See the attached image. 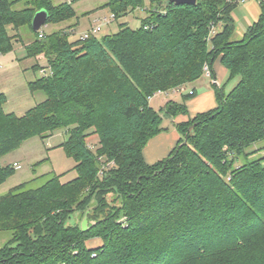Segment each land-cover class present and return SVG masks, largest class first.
<instances>
[{"label": "trees", "instance_id": "trees-1", "mask_svg": "<svg viewBox=\"0 0 264 264\" xmlns=\"http://www.w3.org/2000/svg\"><path fill=\"white\" fill-rule=\"evenodd\" d=\"M22 1L0 0V57L13 51L21 27L34 31L36 12H48L46 24L76 15L73 3L25 0L15 9ZM242 1L150 0L155 7L138 29L123 23L100 39L35 32L26 57L43 56L50 72L28 86L46 99L19 117L5 111L0 93V160L67 129L62 147L78 176L63 183L54 174L40 187L24 183L0 195V232L12 234L0 264H264V0L258 19L232 40ZM111 2L118 10L145 5ZM219 57L227 83L237 84L229 93L215 86L218 106L177 124V146L147 164L148 142L165 131V118L187 113L185 101L197 92L159 111L151 98L194 84L205 67L214 77ZM15 171L0 163V186ZM78 213L88 219L84 232L67 224ZM91 240L101 244L89 248Z\"/></svg>", "mask_w": 264, "mask_h": 264}, {"label": "rangeland", "instance_id": "rangeland-1", "mask_svg": "<svg viewBox=\"0 0 264 264\" xmlns=\"http://www.w3.org/2000/svg\"><path fill=\"white\" fill-rule=\"evenodd\" d=\"M112 0H53V3L58 6L63 3H73V8L76 12L74 18L64 22H53L42 27V32L47 35L58 33L71 41L81 39L85 33L92 28L102 26V30L96 35L99 39L115 34L119 31L121 24L125 23L132 29L136 30L141 26V21L150 15L155 4L150 3V0H144L145 5L121 9L119 4L111 2ZM24 4L29 5L30 2L22 1L15 6V9H22ZM116 7V13L113 14L111 7ZM252 10L256 13L252 14ZM118 12V13H117ZM261 13V8L257 0H244L240 3L234 12L235 32L232 40L242 39L247 29L257 20V15ZM260 15V14H259ZM254 17V18H253ZM254 19H256L254 21ZM105 20L107 22H105ZM254 21V22H253ZM11 35H18L16 41H13V51L0 58V93L7 96V103L4 107L7 113H14L17 116H23L29 109L35 107L39 103L45 101L46 95L42 91L32 92L28 84L41 77V71L46 69V73L50 70L47 68V60L42 56L38 58H27L25 45L32 44L38 37L35 31H32L29 26L21 27L19 33L16 34L11 27H8ZM221 26H217L215 31H221ZM44 59L43 62L39 60ZM39 66V71H34L31 66ZM206 75L203 76L201 85L197 84L198 92L211 87V80ZM212 77V76H211ZM228 76L222 82L226 93H229L237 84L236 78L232 82L227 83ZM212 83V82H211ZM209 85V86H208ZM222 87V86H220ZM168 98L169 100H180V94L183 92L192 91L190 84L182 85L173 89ZM162 92V91H161ZM162 93H165L164 91ZM158 94V93H156ZM167 98V96H164ZM156 111H159L156 102L152 104ZM171 119L165 118L168 121L163 124L168 127ZM68 130L61 129L55 132L48 139L40 137L32 138L22 144L15 152L3 157L0 160L1 165H19L21 168L16 169L15 174L10 177L3 185L0 186V195H5L15 187L28 183V188H37L50 180L54 174L62 176L61 180L66 183L78 176L75 170L76 161L70 156L62 145L68 140ZM89 147L97 150L98 138L92 136L88 139ZM15 163V164H14ZM111 202V200H110ZM116 203V202H115ZM85 219V218H84ZM81 215L74 214L68 221V225H79L82 227L84 220ZM12 238V234L7 231L0 232V248L7 244ZM89 248L99 246L100 240H91L87 242Z\"/></svg>", "mask_w": 264, "mask_h": 264}, {"label": "crops", "instance_id": "crops-1", "mask_svg": "<svg viewBox=\"0 0 264 264\" xmlns=\"http://www.w3.org/2000/svg\"><path fill=\"white\" fill-rule=\"evenodd\" d=\"M259 3V0H257ZM243 2V1H242ZM255 13L252 10V14ZM256 14V13H255ZM260 14V13H259ZM259 14L257 15L259 17ZM257 17V19H258ZM234 18V13H233ZM254 18V17H253ZM256 19H254L255 21ZM253 21V22H254ZM252 25V24H250ZM27 45H25L26 47ZM24 47V49H25ZM26 56V54H25ZM3 57V56H1ZM0 57V58H1ZM40 62H43L44 59L39 60ZM34 65L31 66L33 69ZM34 70V69H33ZM213 73L214 77H208L205 73V77L209 78L211 80L210 85L211 87H208L206 89H203L201 92H198L197 90V84L201 85L203 77L195 82L194 84H190V89L196 90V95L185 101L186 107H187V113L185 115H179L176 118H173L170 121V124L168 127H164L163 124L168 122L165 121L162 124V127L165 129L164 132L160 133L159 135L152 138L147 146L144 148L143 156L144 160L147 164H155L157 162H160L167 158L169 154L172 152V150L177 146L178 142L180 141V134L176 130V125L182 122H187L189 120L194 119L196 116L209 112L211 110H214L218 106L217 97H216V91L215 86L220 87L222 86V82L225 80V78L228 76V71L223 66L221 62V57H219L213 65ZM209 86V85H208ZM171 93H178V92H165L160 94H155L151 100L150 104L156 102L158 108L163 107L167 102L169 101H176V100H169ZM188 92H183L180 94V100L183 101V96L186 95ZM164 96H167V98H164ZM153 107V106H152ZM154 108V107H153ZM15 164V163H14Z\"/></svg>", "mask_w": 264, "mask_h": 264}, {"label": "water", "instance_id": "water-1", "mask_svg": "<svg viewBox=\"0 0 264 264\" xmlns=\"http://www.w3.org/2000/svg\"><path fill=\"white\" fill-rule=\"evenodd\" d=\"M197 0H170V3H174L177 5H184V4H190L195 5ZM49 18V14L46 10H40L36 12V14L33 17L32 20V28L35 32L42 29V27L46 24L47 20ZM88 228V219L85 217V219L82 222V231H86Z\"/></svg>", "mask_w": 264, "mask_h": 264}, {"label": "built area", "instance_id": "built-area-1", "mask_svg": "<svg viewBox=\"0 0 264 264\" xmlns=\"http://www.w3.org/2000/svg\"><path fill=\"white\" fill-rule=\"evenodd\" d=\"M108 21V20H107ZM106 20H105V22H107ZM102 30V26H98V27H96V28H92L91 30H89L87 33H85L84 35H83V37H81V39L82 40H86V39H88L90 36H96L100 31ZM214 30H213V34H214ZM40 37L42 38L43 37V34L41 33L40 34ZM42 72V74H45V70H43V71H41ZM205 73L207 74V76L208 77H211V74H210V72H209V70H208V67H205ZM160 93H162L161 91H159L158 92V94H160ZM190 93H191V91H190ZM14 167L16 168V169H20L21 167L19 166V165H17V164H15L14 165Z\"/></svg>", "mask_w": 264, "mask_h": 264}]
</instances>
